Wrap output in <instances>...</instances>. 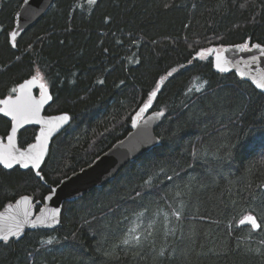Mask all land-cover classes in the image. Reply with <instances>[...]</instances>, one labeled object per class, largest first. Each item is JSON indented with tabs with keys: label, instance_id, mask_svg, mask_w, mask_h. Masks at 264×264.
Here are the masks:
<instances>
[{
	"label": "trees",
	"instance_id": "1",
	"mask_svg": "<svg viewBox=\"0 0 264 264\" xmlns=\"http://www.w3.org/2000/svg\"><path fill=\"white\" fill-rule=\"evenodd\" d=\"M22 1L0 0V100L39 70L52 95L44 115L71 124L41 167L44 183L0 168V211L28 195L37 212L130 132L160 80L151 112L163 118L156 148L65 203L56 230L0 243V264H264V228L239 226L251 211L264 221V93L216 72L212 55L194 58L264 45V0H54L13 48ZM9 128L0 117V136ZM36 133L19 132V147ZM131 229L141 242L125 245Z\"/></svg>",
	"mask_w": 264,
	"mask_h": 264
},
{
	"label": "water",
	"instance_id": "2",
	"mask_svg": "<svg viewBox=\"0 0 264 264\" xmlns=\"http://www.w3.org/2000/svg\"><path fill=\"white\" fill-rule=\"evenodd\" d=\"M53 2L54 0H28V3L25 4V0L22 1L19 9L14 15L12 29V31H16L18 33L17 39L44 16ZM239 46L241 45L227 46L221 50L213 48L215 51H213L210 55H212L214 70L225 75L234 73L241 80L253 85L257 91L264 93V89L257 87V84L264 83V55H262L261 51L258 49L252 47L248 49L240 48ZM261 48L264 49V45H261ZM217 55H220L221 60L219 61V64L225 69V71H220L219 68L216 67V64L218 63L216 60ZM253 56L257 57L255 62L252 60ZM162 84L163 80H160L158 88L155 90L157 95L161 90ZM18 85L16 87H18ZM47 90L48 94L51 96V100L47 101L41 107L38 117H33L28 122H25L24 120L14 122L11 117L5 116L2 112H0V116L11 122V130L9 131L5 141L0 138V153H4L5 151L14 152V150L9 147L8 140L9 135H13V123L16 124V132L12 143L16 148L24 151L27 149V146L25 148H20L18 145L19 132L29 127L36 128L37 133L34 141L31 143L33 144L36 143V137L40 135L41 131L48 127L46 121L49 117H55L63 114L70 117L67 113L49 116L44 115L45 108L52 102L51 92L49 88H47ZM31 94L35 99H39L41 90L38 86H35L32 88ZM15 95L16 94L12 96L13 99L15 98ZM7 97L1 100L6 99ZM155 98L156 97L153 98L150 108L136 119L135 125H133V118L136 117V114L133 116L131 130L122 140L118 141L111 148L102 153L96 160L93 161L92 164L63 179L57 186L52 187V189H56V193L53 194L50 192L46 195L43 205L37 212L35 211L33 199L28 195L21 196L30 197L31 199L27 202L22 201L21 197H19L13 204L6 206L4 210L0 211V236L4 235L8 230L16 231L17 226H19V235L9 236L8 241L22 239L27 232L56 230L61 224V216L65 203L76 202L81 197L92 192L96 188L106 186L110 181L115 179L116 176L130 162L137 160L144 154L156 148L159 145V139L155 134V130L160 124L163 114L157 116V113L161 112H151ZM0 107H3V105H0ZM70 124L71 117L67 124L63 125L60 129L54 132L52 136L48 137L47 152L41 167L50 152L55 138L63 133L66 128L70 126ZM14 154L18 155V153L15 152ZM0 168L8 172L16 168L22 172L31 170L34 174L36 171L31 167L24 168L18 163H14L12 168H7L3 163H0ZM42 182L44 183L43 180ZM262 190L264 192V186L262 187ZM47 197L51 198L48 199ZM53 211H56L54 218H52ZM239 226L251 228L250 225L239 224ZM2 242L4 241L0 240V243Z\"/></svg>",
	"mask_w": 264,
	"mask_h": 264
},
{
	"label": "snow or ice",
	"instance_id": "3",
	"mask_svg": "<svg viewBox=\"0 0 264 264\" xmlns=\"http://www.w3.org/2000/svg\"><path fill=\"white\" fill-rule=\"evenodd\" d=\"M28 3V0H25V4ZM90 4H95L96 0H89ZM19 15V14H18ZM18 33L16 31H12L9 35V41L12 47H16V39ZM240 48H245L247 45H241ZM252 48L258 49L261 51L262 55H264V49L261 48L260 44H254L251 46ZM214 49H202L200 52L196 53V57L203 59L207 55H210ZM217 64L216 67L219 68L220 71H225L223 67L220 66L219 61L221 60L220 55L216 56ZM252 60L255 62L257 60L256 56L252 57ZM175 71V70H173ZM169 76L172 73L168 74ZM43 77L39 70L36 71L34 75L31 76L30 79H27L23 83L19 84L18 87L12 88L11 92L15 95L13 99L12 96L7 97L4 100H0V112H2L5 116L11 117L12 121L24 120L28 122L33 117H38L41 107L49 100H51V96L48 94L46 84L42 83ZM38 86L41 90L40 98L35 99L31 90L33 87ZM258 88L264 89V83L257 84ZM157 93L155 91L151 92L147 96V100L143 103V106L140 107L139 112L136 113V117L133 118V125L136 123V119L147 111L152 105L153 98L156 97ZM162 115V113H157V116ZM70 121V117L66 114L49 117L46 121L48 127L41 131L40 135L36 137V143L29 144L27 149L21 151L19 148H16L12 143L14 139V134L16 132V124L13 123L12 126V134L9 135V147L14 150L13 151H5L4 153H0V163H3L5 167L12 168L14 163L20 164L24 168L31 167L35 169L36 177L43 179L41 175V164L45 159V155L47 152V141L48 137L52 136L54 132L60 129L63 125L67 124ZM196 153L194 152V155ZM171 179V177H169ZM53 194L56 193V189H51ZM179 194V193H178ZM50 199L51 197H47ZM30 197L24 196L21 197L22 201L27 202L30 200ZM19 203V202H18ZM177 217H179V212L173 213ZM56 215V211H53L52 218ZM240 225H250L253 230L264 228V221L258 222V217L255 215L254 211L249 212L248 214L243 215V217L239 220ZM135 229H131L129 231V238L123 240V244L131 245L133 242L135 244H139L140 237L133 235ZM19 235V226H17L16 231L8 230L4 235L0 236V240L7 242L9 240V236H18ZM51 243V241H49ZM163 255V253H161Z\"/></svg>",
	"mask_w": 264,
	"mask_h": 264
},
{
	"label": "flooded vegetation",
	"instance_id": "4",
	"mask_svg": "<svg viewBox=\"0 0 264 264\" xmlns=\"http://www.w3.org/2000/svg\"><path fill=\"white\" fill-rule=\"evenodd\" d=\"M14 94H12V95H8V96H13ZM7 97V96H6ZM0 117H2V116H0ZM3 118V117H2ZM5 119V118H4ZM6 120V119H5ZM7 122H9V124H10V128H9V130H8V133H7V135L9 134V131L11 130V122L10 121H8V120H6ZM7 135H1L0 136V138L3 140V141H5V139H6V137H7ZM17 169V168H16Z\"/></svg>",
	"mask_w": 264,
	"mask_h": 264
},
{
	"label": "rangeland",
	"instance_id": "5",
	"mask_svg": "<svg viewBox=\"0 0 264 264\" xmlns=\"http://www.w3.org/2000/svg\"><path fill=\"white\" fill-rule=\"evenodd\" d=\"M218 49V48H217ZM218 50H221V49H218Z\"/></svg>",
	"mask_w": 264,
	"mask_h": 264
},
{
	"label": "bare ground",
	"instance_id": "6",
	"mask_svg": "<svg viewBox=\"0 0 264 264\" xmlns=\"http://www.w3.org/2000/svg\"><path fill=\"white\" fill-rule=\"evenodd\" d=\"M240 228H243V227H240Z\"/></svg>",
	"mask_w": 264,
	"mask_h": 264
}]
</instances>
